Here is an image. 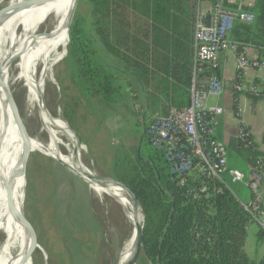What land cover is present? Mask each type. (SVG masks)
I'll return each instance as SVG.
<instances>
[{"label": "trees", "instance_id": "16d2710c", "mask_svg": "<svg viewBox=\"0 0 264 264\" xmlns=\"http://www.w3.org/2000/svg\"><path fill=\"white\" fill-rule=\"evenodd\" d=\"M82 1L89 7L86 30L90 33L84 34L78 20L71 24L68 56L73 61V76L83 86L85 98L112 107L120 98L117 74L146 85L155 78L151 70L157 72L166 97L170 79L175 78L185 86L191 83L193 22L173 13V0ZM218 1L205 3L212 7ZM245 10L255 15V21L252 24L238 22L230 40L237 45L238 53L253 48L257 60L264 63V0H253L252 6ZM131 12H137L150 24V42L134 34ZM96 24L99 27L94 32ZM99 60L104 61V65ZM217 74L221 77L220 69ZM254 83L264 88V83L258 79ZM235 84L247 86L242 71H237ZM173 87L175 104L179 108L188 106V93L181 85ZM233 96L237 110L241 96L259 101L264 95L247 89L241 93L234 90ZM152 101L156 103V98ZM149 119L141 124L132 153L114 154L112 173L113 178L133 190L145 214L138 264H264V256L255 261L245 251L250 216L243 207L245 203L232 192L230 181L226 184L211 177L198 181L188 179L182 186L180 180L171 175L162 154L150 144ZM141 125L138 123L139 127ZM241 129L247 136L239 140L238 148L247 169L257 168L264 163V152L249 129L243 125ZM248 172L250 174V170ZM204 184L209 186L208 193L193 199L190 192L198 191ZM252 199L250 192L249 202ZM26 237L30 243L31 236L26 233ZM257 240L264 244V231L257 233ZM36 256L41 257L38 252ZM54 257L53 264H63L56 255Z\"/></svg>", "mask_w": 264, "mask_h": 264}, {"label": "rangeland", "instance_id": "374dc122", "mask_svg": "<svg viewBox=\"0 0 264 264\" xmlns=\"http://www.w3.org/2000/svg\"><path fill=\"white\" fill-rule=\"evenodd\" d=\"M2 1L8 0H0V8L3 6ZM18 14L12 16V25ZM89 17L88 5L85 1L78 0L71 24L78 20L80 29L85 35H89L90 31L88 33L86 30ZM132 20L136 28V19ZM97 27H99L97 24L93 27L94 32H97ZM87 42H90V39ZM13 43V38H10L5 47ZM69 47L68 42L67 56L65 57L64 53L58 61L53 69L54 79L45 86L43 95L45 107L53 116L66 119L81 137L85 148L81 154L84 166L97 177L116 180L112 177L115 169L114 154L132 153L131 150L136 145V137L138 132H141L143 124L142 112L145 109L143 106L145 101L142 92L152 97L153 89L147 84L144 88L139 87L132 77L124 78L117 74L116 84L120 96L118 101L112 104V107L96 100L91 101L83 96V86L73 76L71 69L73 61L68 56ZM101 60L99 63L104 65V61ZM27 93L28 89L24 82H18L13 86L14 99L28 131H31L30 135L47 143L48 135L41 130L37 110L28 112ZM134 98H138L137 103L134 102ZM215 100L211 99V105ZM18 135L22 152L32 150L29 160L26 159V183L18 207H25V212L36 227L39 238L35 251L25 263L44 264L40 242L48 252L51 264L55 260L54 255L63 264H119L126 241H129L133 231L128 209L126 210L111 193H98L91 189L90 185L80 180L58 161L35 151L27 142L28 139H22L19 132ZM63 142L66 144L68 140L64 138ZM60 149L65 154L68 152L64 146ZM227 151L229 157L231 155V158L233 156L234 160H237V154L230 153L233 151L232 147L227 146ZM232 164L237 168L236 163ZM238 169L249 175L243 159ZM229 185L243 203L249 202L250 191L243 184L230 182ZM139 216L143 222L142 213H139ZM5 224L8 226L9 235L1 237L4 246L9 252H17L20 259L24 260L29 249L24 228L17 219H14L12 212L6 218ZM259 231L260 228L251 223L245 244L246 253L255 261L264 256V244H259L257 240ZM37 252L41 257H35Z\"/></svg>", "mask_w": 264, "mask_h": 264}, {"label": "bare ground", "instance_id": "6f19581e", "mask_svg": "<svg viewBox=\"0 0 264 264\" xmlns=\"http://www.w3.org/2000/svg\"><path fill=\"white\" fill-rule=\"evenodd\" d=\"M20 1H2L3 6L0 10L16 5ZM29 1L24 9L17 12L19 14L13 25L11 18L17 13L6 18L4 15H7L11 10L0 12V264H26V259L28 260L29 256L33 254L37 243V237L30 235L19 220L17 221L22 225L24 231L31 236L25 259H20L17 252H9L1 240L2 236L9 235L5 221L12 212L6 186L8 183L10 184L14 201L19 206L26 183L27 164L25 158L30 149L22 152L18 132L22 139H28L27 142L35 151L62 161L78 172L82 169L94 174L84 166L81 154L85 148L77 145L67 123L62 120L61 116H53L47 108L43 109L41 106V96L44 95L45 86L47 82L54 79V67L64 53L65 57L67 56V44L70 36L67 22L71 9L76 7L77 0H56L47 4H41L42 0ZM10 38H13L14 43L5 47ZM18 82H24L28 89V112L32 113L37 110L40 115L41 130L48 135L47 143L38 137H32L29 133L30 130H25L20 126L19 119L23 120L25 125L26 122L22 116L20 118L15 99L14 101L11 99L13 86ZM64 138L68 140L66 144L63 142ZM61 146L67 148L66 154L61 151ZM76 151L77 159L75 160L74 153ZM15 168L16 171L12 177ZM88 185L98 193H111L125 206L126 210L128 209V218L133 226V231L129 241H126L119 262V264H128L135 249L137 224L138 221H141L139 212L135 215V210L122 189L114 186L102 187L95 183ZM13 217L16 220L14 214Z\"/></svg>", "mask_w": 264, "mask_h": 264}, {"label": "built area", "instance_id": "2783aa9c", "mask_svg": "<svg viewBox=\"0 0 264 264\" xmlns=\"http://www.w3.org/2000/svg\"><path fill=\"white\" fill-rule=\"evenodd\" d=\"M208 1L211 0L202 2ZM251 6L248 0H219L209 9L212 13L209 28L202 22L206 11H199L195 23L190 104L184 108L170 107L167 113L152 114L147 134L151 146L162 154L171 175L179 179L182 186L188 179L198 181L209 177L221 183L228 184L229 180L243 184L253 195L243 207L250 222L264 231V163L257 168L250 167L249 175L230 168L227 146L215 136L218 121L225 110L210 105L212 98H220L226 91L217 74L222 54L233 55L237 71H242L244 76L248 70L264 71V63L249 58L246 52L238 53L237 45L230 40L238 22L252 24L255 21V15L245 10ZM247 89L264 95L262 87L233 85V91L239 93ZM246 136L241 129L239 140H245ZM208 190L209 186L204 184L190 195L199 199Z\"/></svg>", "mask_w": 264, "mask_h": 264}, {"label": "crops", "instance_id": "0c3cea01", "mask_svg": "<svg viewBox=\"0 0 264 264\" xmlns=\"http://www.w3.org/2000/svg\"><path fill=\"white\" fill-rule=\"evenodd\" d=\"M174 8L173 13H179L180 16L187 18L189 21L193 22V36H195V23L197 20V16L199 11H209L210 4L203 3L201 0H173ZM180 1V3H178ZM250 4L253 3V0H248ZM181 8V10H180ZM131 18L136 19V28H134V22L132 21V30L134 34L142 41L150 42L151 38V29L150 24L137 12H131ZM135 29V30H134ZM132 35V34H131ZM146 37V38H144ZM193 51H194V42H193ZM247 56L251 59H257L258 55L256 50L253 48L246 49ZM220 75L221 79L225 84V94L220 98H215L211 106H219L224 107V114L220 117L218 121V126L216 127V138L223 142L226 146L232 147L233 151L230 153L237 154V160H234L233 156L229 157V166L232 169H238L239 164L241 163L243 157L242 152L238 148L239 143V132L241 130V125L245 126L249 129L250 134L252 135L255 143L259 146V148L264 152V100L254 101L247 96H241L239 98L237 110L234 109L233 103V85L235 83L236 75H237V65L236 60L231 54H222L220 57ZM155 74V78L148 80V87L153 89L154 96H150L148 93L144 94L143 98L145 101L144 112H142L143 121L148 119L151 114L155 112L167 113L170 107L179 108L174 100L175 93L173 86L181 85L182 89L188 93L189 103H190V94L189 87L190 84L185 86L181 83H178L175 78L170 79V87L168 91V97L162 94L163 87L160 83V76L157 72H153ZM192 75V68H191ZM247 88L251 85L255 84V80H260V83H264V71L259 73L255 70H248L245 73ZM138 83V82H137ZM139 87H145L143 84H139ZM135 92V90H134ZM134 96V95H133ZM136 96V95H135ZM153 97L156 98V103H154ZM138 98H134V102L137 101ZM137 103V102H136ZM187 107V106H185ZM184 108V107H182ZM144 123V122H143ZM236 163L237 168L231 163ZM241 160V161H240ZM244 160V159H243ZM245 163V162H244ZM249 171V168H248Z\"/></svg>", "mask_w": 264, "mask_h": 264}, {"label": "water", "instance_id": "95a60500", "mask_svg": "<svg viewBox=\"0 0 264 264\" xmlns=\"http://www.w3.org/2000/svg\"><path fill=\"white\" fill-rule=\"evenodd\" d=\"M32 1H37V0H32ZM53 1H56V0H42L41 4H47V3H50ZM29 2H30L29 0H21L16 5L1 9L0 12H3L5 10H11L7 15H4V17L7 18V16H11V15L21 11L22 9H24L25 6L27 4H29ZM74 11H75V8H72L71 12L69 14L68 22H67V27L69 29V32H70V26H71V22L73 19ZM211 18H212L211 11H207L203 17V20H202L203 25L206 28H209L211 26ZM69 43H70V36H69ZM11 99H12V101H14L13 93H11ZM41 106L43 109L46 108L43 96H41ZM20 118H21V114H20ZM62 120L67 123L72 135L75 137V139L77 141V145L79 147H83L84 145H83L82 139L79 136V134L74 130V128L69 124V122L66 119L62 118ZM19 123H20V126L22 128H24L25 130H28L27 126L23 123V120L21 121V119H19ZM31 154H32L31 150L28 151V154H27L25 159L28 158V160H29V157L31 156ZM74 159L75 160L77 159V151L74 153ZM56 161H58V160H56ZM58 162L61 165H63L68 171H70L72 174L79 177L80 179H82L84 182H86L88 184L95 183V184L100 185L102 187L114 186V187L122 189L125 193L126 198L132 204V207L135 210V215H137L138 212L142 213L144 221L143 222L138 221L137 228H136L137 235H136L135 249H134V253H133L132 258H131L130 262L128 263V264H136L138 259H139L140 254H141V251H142L143 232H144V228H145L146 219H145V214L143 212V209L139 205L138 198H137L136 194L133 192V190L129 186H127L126 184H124L122 182H119V181H116L113 179H109V178H100V177H97L96 175H94L92 173L85 172L82 169H80L79 170L80 172H78L76 169H74L73 167H70L69 165L63 163L62 161H58ZM20 163H21V160H20L19 164ZM15 171H16V168L14 169V171L11 175L12 177L15 174ZM12 177H11V179H12ZM6 191H7V198H8L9 204H10V209H11L12 213L14 214L15 218L22 222V224L24 225V227L26 228L27 232H29L30 235L38 238L36 227L34 226L32 221L28 218V216L25 212V207L20 208L16 205L9 183L6 186ZM39 245L41 246V249L43 251L44 264H51L48 252L42 247L40 242H39Z\"/></svg>", "mask_w": 264, "mask_h": 264}]
</instances>
